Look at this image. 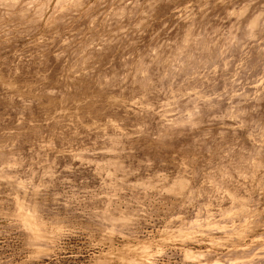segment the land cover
I'll use <instances>...</instances> for the list:
<instances>
[{"label": "rangeland", "instance_id": "rangeland-1", "mask_svg": "<svg viewBox=\"0 0 264 264\" xmlns=\"http://www.w3.org/2000/svg\"><path fill=\"white\" fill-rule=\"evenodd\" d=\"M0 264H264V0H0Z\"/></svg>", "mask_w": 264, "mask_h": 264}]
</instances>
